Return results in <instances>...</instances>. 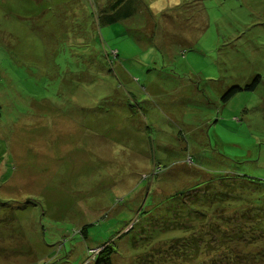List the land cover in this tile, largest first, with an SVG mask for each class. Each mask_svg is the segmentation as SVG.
Segmentation results:
<instances>
[{
    "label": "rangeland",
    "instance_id": "374dc122",
    "mask_svg": "<svg viewBox=\"0 0 264 264\" xmlns=\"http://www.w3.org/2000/svg\"><path fill=\"white\" fill-rule=\"evenodd\" d=\"M114 1L0 0V264H190L171 193L264 180V0Z\"/></svg>",
    "mask_w": 264,
    "mask_h": 264
},
{
    "label": "trees",
    "instance_id": "16d2710c",
    "mask_svg": "<svg viewBox=\"0 0 264 264\" xmlns=\"http://www.w3.org/2000/svg\"><path fill=\"white\" fill-rule=\"evenodd\" d=\"M108 10L111 14L106 15L107 22L133 14L126 0L114 1ZM257 82L258 78L246 88L255 89ZM239 89L242 88L232 86L222 99L226 102ZM204 179L172 192L157 218H166L161 231L181 232L171 239L172 248L178 250L176 256H166L163 262L171 259L190 264H258L264 260V248L252 255L243 251L264 242V180L243 175L231 178L228 174ZM228 207L233 210L228 211ZM178 215L186 219L177 220ZM182 244L188 252L180 249ZM109 246H99L100 252L93 253L88 263L113 264L114 251Z\"/></svg>",
    "mask_w": 264,
    "mask_h": 264
}]
</instances>
